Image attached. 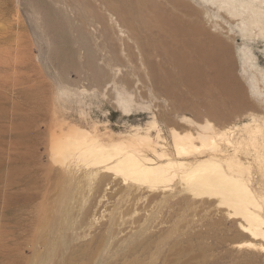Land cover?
<instances>
[{
	"label": "bare ground",
	"instance_id": "obj_1",
	"mask_svg": "<svg viewBox=\"0 0 264 264\" xmlns=\"http://www.w3.org/2000/svg\"><path fill=\"white\" fill-rule=\"evenodd\" d=\"M19 3L33 18L25 45L63 86L45 103L73 93L72 68L92 92L115 91L125 113L141 92L154 98L146 127L106 135L68 123L54 135L32 264H167L195 252L214 264L215 249L264 264V70L249 43L264 40V0Z\"/></svg>",
	"mask_w": 264,
	"mask_h": 264
},
{
	"label": "rangeland",
	"instance_id": "obj_2",
	"mask_svg": "<svg viewBox=\"0 0 264 264\" xmlns=\"http://www.w3.org/2000/svg\"><path fill=\"white\" fill-rule=\"evenodd\" d=\"M32 23L29 6L19 0H0V264H32L38 203L48 183L47 165L55 134L68 123L88 129L96 127L106 135L129 133L136 126L146 127L152 119L151 113L143 108L147 102V105L153 102L149 91L138 96L142 105L125 113L116 102L115 91L106 95L92 92V83L84 80L75 68L71 69L73 93L60 95L57 102L45 103L43 96L54 95L63 86L57 72L51 69L48 72L37 58V51H31L24 43L25 36L32 35ZM249 43L255 62L264 70V40L257 38ZM232 53L235 73L246 89L238 73L237 57ZM139 86L142 87L141 79ZM158 124L166 130L162 120ZM115 199H110L111 204ZM128 203H124V209L132 206ZM237 234L235 229L229 232L230 236ZM239 251L224 254L215 249L208 256L219 255L214 264H249L252 256L242 253L248 250ZM193 254L186 262H182L179 254H170L167 264L214 262L206 263L203 256Z\"/></svg>",
	"mask_w": 264,
	"mask_h": 264
}]
</instances>
